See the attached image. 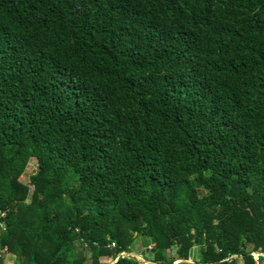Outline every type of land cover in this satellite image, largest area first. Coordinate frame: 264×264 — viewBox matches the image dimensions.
I'll use <instances>...</instances> for the list:
<instances>
[{"label":"trees","instance_id":"16d2710c","mask_svg":"<svg viewBox=\"0 0 264 264\" xmlns=\"http://www.w3.org/2000/svg\"><path fill=\"white\" fill-rule=\"evenodd\" d=\"M0 213L19 264L264 263V0H0Z\"/></svg>","mask_w":264,"mask_h":264},{"label":"rangeland","instance_id":"374dc122","mask_svg":"<svg viewBox=\"0 0 264 264\" xmlns=\"http://www.w3.org/2000/svg\"><path fill=\"white\" fill-rule=\"evenodd\" d=\"M35 171V163L34 161H30L24 174L21 175L20 180L24 183L29 184L30 183V176L33 174V172ZM206 190L205 189H198V194L201 196L202 194H205ZM152 243L149 242V240L147 239H143L140 237H137L135 242H133L129 248H130V254L131 256H134L137 259L138 264H155L149 261V259L151 258L150 255H146V251H149L150 248L152 247ZM123 256V255H122ZM124 256H128V255H124ZM2 264H19L20 262L16 259L14 254L8 253V252H4L2 253ZM114 260L109 259V258H105V259H101V262H103V264H114ZM182 260H176L174 262L175 263H179ZM190 261V260H189ZM180 264V263H179Z\"/></svg>","mask_w":264,"mask_h":264},{"label":"built area","instance_id":"2783aa9c","mask_svg":"<svg viewBox=\"0 0 264 264\" xmlns=\"http://www.w3.org/2000/svg\"><path fill=\"white\" fill-rule=\"evenodd\" d=\"M2 216H4V214H3V213H0V217H2ZM0 226H3V224H0ZM4 251H6V247H3V248L0 249V253H2V252H4ZM121 253H125L126 255H129V254L126 253V252H121ZM119 254H120V253H119ZM251 255L253 256V259H254L255 264H261V263L259 262V260H258V255H260L259 252H258V254L256 253V251L251 252ZM233 257H237V255H230V256L227 257V259H229V258H233ZM262 264H264V263H262Z\"/></svg>","mask_w":264,"mask_h":264},{"label":"bare ground","instance_id":"6f19581e","mask_svg":"<svg viewBox=\"0 0 264 264\" xmlns=\"http://www.w3.org/2000/svg\"><path fill=\"white\" fill-rule=\"evenodd\" d=\"M122 255L124 256V255H126V254H125V253H120V256H122Z\"/></svg>","mask_w":264,"mask_h":264},{"label":"water","instance_id":"95a60500","mask_svg":"<svg viewBox=\"0 0 264 264\" xmlns=\"http://www.w3.org/2000/svg\"><path fill=\"white\" fill-rule=\"evenodd\" d=\"M256 253L258 254V252L256 251ZM176 264V263H175Z\"/></svg>","mask_w":264,"mask_h":264}]
</instances>
